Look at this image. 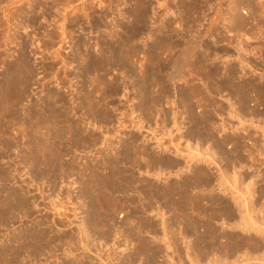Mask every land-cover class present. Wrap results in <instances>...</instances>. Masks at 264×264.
<instances>
[{"label": "bare ground", "instance_id": "6f19581e", "mask_svg": "<svg viewBox=\"0 0 264 264\" xmlns=\"http://www.w3.org/2000/svg\"><path fill=\"white\" fill-rule=\"evenodd\" d=\"M3 1H5L7 4L9 3V5L11 6V5H16L15 3L18 0H0V3ZM39 1L40 0H29L25 2L27 3L28 7L24 5L25 3L21 4L18 1L20 5L18 4V6L17 5L14 6L12 10L11 8L9 10L8 5L4 6L6 8L4 9L2 14L0 13L1 14L0 44L1 43L8 44L6 42H8L7 40L11 37L10 33H8L9 28L12 29L16 28L17 31V29L20 27L19 24L22 21L20 22L18 18L25 19L26 17V20L28 22L30 21L33 22V19L29 17L31 16L29 15V13L32 12L31 11L32 8L34 9L35 4L36 3L38 4ZM135 1L138 6L137 8L138 16L136 18L141 22L143 26L141 31L143 34H145L144 50L142 48V50L144 51V61H145L144 69L142 68L143 69V73L141 76L142 80L139 81V85L138 82H135L136 83L135 85H138L141 88L140 89L141 92L139 93H141L140 95L141 101L142 102L144 101L143 102L144 105L142 102H140V104L142 103V105L139 104L140 108H142L143 106L146 107L147 105L148 107H146L147 108L146 110L149 109L148 113L150 111L154 112V110L156 111L158 110L159 107L157 108V105L158 106L161 105L160 103L162 100L164 101L168 100V102L170 103V107L172 106V108L174 107L175 109L176 108L178 109V111L175 110L173 112V109L171 110L169 107L172 114H174L173 118L180 116L181 113L183 114L185 113V115H187V118L190 120L191 125L187 134L194 138L196 137V139L199 138L200 140H202V142L203 140L212 141V145L214 143V145L220 149V152L222 151L223 158L225 157L227 160H229V163L228 164L226 163L229 166V164H232L231 162L233 160L231 161V159L233 158L230 157L231 153L229 155L226 152H224V147H225L224 144H227L225 142L232 140L239 142L240 138L242 139V137L239 138L237 133L236 134L233 133L234 135L232 134V136L228 135L227 137L225 136L219 139L218 137L216 138L214 136L213 129L215 126L213 124L215 121L213 119V115L217 113L218 115L221 116L222 115L221 112L225 113L226 112L225 110L227 109L225 103L219 101L218 98H216L215 96H217L218 94L220 95L222 91L223 92L226 91L227 95L230 96V97L227 96L228 98H226V100L229 101L228 104L229 109L227 110L226 113H228L231 116L239 117L242 114V112L239 115L240 112L238 111L250 112L253 115L259 114L258 117L261 114L264 115V107L263 109H261L262 111H258L259 109L257 110V108L254 107H250L252 105L250 104V102H254L256 104L264 106V69L262 68L263 67L262 63L264 62V59L262 60L263 62L259 60L261 62L262 71L261 73H259L258 76H253L254 71L242 65L238 66L237 63L232 62L230 59L224 61L223 64L220 59L218 60V57H220L219 53H221V56H225L226 59L228 57L230 58L231 54L229 53L230 51H228L230 48L228 50L226 49L220 50L221 48L217 50L214 47L212 48L210 45H206L205 48L200 49L201 45L198 42L200 37L202 36L205 37L207 36V34L210 37L212 35H213L212 37H215L212 39L214 40L213 43L215 44L224 41L226 38L225 36L223 37V34L222 32H220V30H218V27L215 28L206 27L207 29L204 28L205 30L202 31L199 30L196 31L195 29V32L197 34V36H195L196 34H194V36L196 37L195 39V37L191 35L193 33V31H191L190 29L191 26H189V28L185 27V29L183 28L181 30L171 27L170 23L174 24L172 23V21L176 22L175 20L176 15L174 18L171 15V13L180 14L182 10L178 12L179 8L177 9V12L173 10L171 13H169V11H171L172 9L167 11L165 6L166 12L165 11L164 12L166 13V15L168 13L172 16V17L170 16L171 18L168 17L165 21L163 20V18L162 19L160 18L161 17L160 15H164L161 13L163 12V10L161 9L164 3V2L162 3L161 1L163 0H135ZM207 1L208 0H190V3L188 2L189 3L188 8H190L191 10H189V12L194 10L197 11L198 10L200 11L201 9L203 10V7L204 6L206 7ZM253 1L254 0H234L233 1L234 5L232 4L233 3L232 2L231 4L233 6L230 7L229 10L227 11L228 13H226L227 16V17L225 16L226 22L224 21L225 23H222L223 21H220L222 23V29L226 30L227 33L231 34L230 36H232L233 38L237 37V39L240 40L238 41L239 43H237V45L235 44L236 45L235 50L238 52L236 53L238 54L239 63L243 65H247L248 63V61L245 60V57H243V55L245 56L247 53V51L245 52L243 48L244 41H247L244 39L250 40L249 37L248 38L246 37L248 35L246 34L247 30H245V26L247 25V22L245 23V21L248 18L244 16L245 13L243 12V10L248 11L245 8L249 7L253 3ZM169 2H171V5L173 2V6H179L180 4H184L186 0H169ZM153 3H155V6H153ZM166 3H168V1L165 2V5H167ZM3 8H1L0 5V9L3 10ZM181 9H183V6ZM158 10H160L161 12L158 13ZM218 11H219V7H218ZM250 11L253 12L255 10L249 9V12ZM150 12L153 14V16L155 15L157 18L160 16L159 18L161 19L159 20V22H161V25H159L158 28L153 32L149 30L147 27L148 22H151L150 19H153L151 18L152 16H150L149 14ZM197 13L198 15H196V17L199 16V14H201V12L200 13L197 12ZM181 15L183 16V14H180L179 18H178L179 15H177V19H179L180 22H181L180 18H182ZM252 15H254V13ZM189 16L191 15L189 14ZM2 17H5V20ZM11 18L16 19L18 21H16V23L10 22V24L8 23L9 25L6 26L2 24V22L4 23L5 21L6 22L11 21ZM199 21L202 22V20ZM199 21L197 22V25ZM162 22L165 23V26H163L164 23ZM216 23H218V21ZM211 24L210 25L208 24L209 27L211 26ZM12 26H15V28H13ZM8 34L10 35L9 38H8ZM150 37H153L151 41H149ZM197 37H199L198 41H197ZM127 38L125 36L124 37L120 36V38L117 40L116 46L121 49L120 46L126 40H128ZM207 38L209 39L208 36ZM112 45L109 44L108 42L106 43V48H107L106 52L111 51V53L115 55L118 61L124 62V58H123L124 54L122 53V51L119 50L116 46L114 48ZM181 45H182V47H180L181 49L180 50L178 49L179 52L175 53V49ZM225 47L228 48L227 45ZM193 51L194 52L197 51V52L195 53V55L193 54L192 56L193 58H191L193 60L191 63H189L190 59L188 58L191 57L190 55L191 53H194ZM242 51H244L245 54L241 53ZM163 53L166 54V56L170 54L169 55L170 58L168 60L166 59V61L164 59L161 60L160 56H162ZM102 57L103 56L101 57L93 56L92 58H89L88 64L85 65L86 66L85 69H87L88 71L104 69L106 71L109 67L108 66L109 59H105ZM21 60H20L21 61L20 64H19L20 61L12 62L13 65L8 64L10 65V67H8L6 71V77L4 78L6 79L10 78V80L12 81V79L19 77V81H21L19 83L22 84L26 83L27 80L25 79L27 78V75L30 74V69L28 66V58L26 57V55H23ZM187 64L188 65L191 64V68H189L188 71L186 70L187 75L184 76L183 79L188 84V85L185 84V86L188 87H186L185 90L182 89V91L180 92H178L177 90L176 92L178 94L176 96L177 99L175 100L174 98H172V96L173 97L175 96L173 94L174 91H172L173 85L175 80L177 81L178 77L181 76L179 74L181 72L180 70H182V68ZM169 65H172V67L170 68L171 69L170 73L163 75L162 73L167 72L166 69ZM193 75H198V76L200 75L201 77L200 76L199 77L202 83L201 82H200L201 84L193 83L192 79H190L192 78L191 76ZM132 85H134V83ZM9 86H11V84H9ZM157 86L159 88L158 90H155ZM6 89L7 88H5L4 92L7 91ZM23 89H25V86ZM23 89H21V91L18 90L19 92L17 93H16L17 90L15 91L12 90L14 92H9L8 90L6 95H4L0 90V229L2 227L4 228L7 226H11L12 223H14L18 217L21 218L29 217L32 212V209L35 210V208L39 206V203L37 202L38 200L33 199L34 197L32 196L33 198H31L30 196V192H31L30 187L33 183L36 182L39 184L40 182L42 184L45 183L46 186L48 187L46 193L39 192L40 193L39 196H41L43 199L42 205L46 202V204H44V208H47L48 210H52L54 212L53 213L54 220L50 219L49 217L37 219L32 223H30L29 225H26L24 228L17 231L16 233L13 232L11 235H9L8 242H10V244H8V246H6L4 249L0 250V264L3 263L5 264V262L3 261H6L7 264H31L30 263L31 260L32 261L37 260L42 255L44 257V254L47 252L48 253L54 252V250L57 249L58 245L64 246L66 248L64 253L68 251L69 255L70 253L73 254V252L77 251L79 248H81L83 251H87V250L89 251L90 247L94 245L97 239L111 241V239L114 238L116 234H118L116 232L118 228L115 229V217L117 213H119V215L122 214L120 217H122L121 218L122 220H125V222L122 223L124 224L123 227L122 225L121 226L118 225L121 228H123L121 230L123 231L125 236L127 238H131V239L133 238V240L136 239L140 242V244L138 243L139 245L137 248H135L136 247L135 246L133 247V251L130 250L125 252L124 256L123 257L121 256L122 258L119 256L118 258L116 257L117 258L116 260H118V264H133V263L137 264L135 263L137 261H141L140 264H237V260H236L238 259L237 256L233 260H231V258L234 255H236L238 250H240L242 247L249 248L250 246H252V248L254 249L256 248L259 249L264 247L263 245L264 236H262L264 234L260 231L262 237H257L249 233L250 228H252L254 224L252 227H250L251 225L249 224H244L246 223L245 222L246 220H243V218L242 220L240 218L241 221L239 220V224L242 222V224L247 226L246 230H244L246 235L244 233L242 234L238 232L236 233L235 231L232 232V230L228 231L226 229L225 230L221 229L222 230L221 231L219 230L220 227L218 229L211 226V223L213 222V221L211 222L212 219L225 220L226 222L227 220H230L229 222L231 223V221H233L235 217H237L234 213L235 210L233 211L234 208L232 209V204H231L232 202L223 198L222 196L211 194L212 191L211 188H214L215 184L217 185L216 186L217 188L218 186H220L224 189L223 184L221 183L222 180L221 181L216 180V183H214L215 182L214 179L220 180L221 178H224L228 175V174L226 175V173L224 175L223 172L224 169H221L219 165L218 166L220 168L218 169L220 170L221 175L219 178H217V176L216 178H214L211 176V174H209V172L206 170V168H204V166L197 165V163H194L189 166V161H191L193 158L199 155V153L196 156L191 154L192 155L191 156L189 154L190 151L192 150H189V152L187 151L188 153L187 154L184 153L186 154L184 155L183 151L179 150V147H177L178 145H176L175 143L172 144L175 145L172 148H174V152L178 156L180 157L182 156L184 160L183 162L179 158H175V156L171 157L166 155V153L162 154L163 152L166 151L170 152L168 150V146H166L167 144L161 145L160 143L157 146L159 147V149H157V152H153L155 150L148 152L146 145L144 144L142 146L136 145V141L138 140V138H140L139 135L136 133L127 135L126 137L120 136V138L117 140V144L119 146L117 147L116 145V149L113 147L110 148L114 150L113 153L112 152L104 153L102 151H98V154L99 153L101 154V155L99 154L100 156L98 155L100 158L96 156L92 159H85L83 161V157L78 156L80 155V150L82 147L96 146V144L99 142L103 143L107 147H110L113 144L111 143L112 140L110 141V138L108 137L106 139V137H104L105 135H101L100 133L98 134L96 132L87 131L83 127V123L85 124L86 122L85 120L82 121V119L81 120L75 119L74 121L71 118L66 117L68 112L66 113V115H64L65 113L63 114L59 106L60 102L58 100H57L59 102L58 104H55L53 102H52L53 104H48L47 102L42 101V103L40 102V104H38V107L35 106V108H32L31 106L32 109H30L29 111L26 110L27 111L25 112L26 114L24 115L21 114V112H18L19 110H17L15 107L17 106V102L20 101L19 97L22 96L21 94ZM9 93L11 94L8 95ZM95 105L96 108L94 107ZM95 105H93L91 109L92 110L91 116H93V119L99 122L108 121L109 120L108 117H110L109 116L110 113L109 114L107 113L108 112L106 111L107 108L106 107L104 108V106L99 107L101 105L99 106H97V104ZM236 105H238V108H236L237 107ZM145 107H143L142 109H144ZM199 107H202L201 110L199 112L198 111L196 112V109ZM135 108L136 107L130 108L131 116L130 115L129 116L131 117V119H133L132 115L134 114ZM179 108L182 109L179 110ZM165 113H169V112L167 111ZM8 115L12 120L9 121L5 120V118ZM168 116L169 115H167L166 118ZM181 116L179 118H182ZM241 117H243V115L239 117V119L242 121ZM214 118H216V116ZM13 120L18 121V124H20L18 125L19 127H17L15 134L11 132L12 130L11 126L14 122ZM94 120L92 121L95 122ZM136 120L139 122L136 124V127L141 128L142 125L140 124L141 123L140 118ZM134 121L135 120L133 119L132 122ZM176 121H178V119ZM62 122L64 124H67L66 127H64ZM223 122L225 121L222 120L223 128H225L224 127L225 124H223ZM121 123L123 122H120V124ZM93 124L94 123H92V125ZM179 124L182 125V123ZM262 124L264 125V123ZM180 127H177L179 133L181 130ZM260 127L263 128V126ZM246 128H243V130L244 129L246 130ZM260 133H262L263 134L262 136H264V128L263 131H261ZM181 134H183V132ZM180 136L181 135L179 134L178 137L180 138ZM19 137L23 139V141H20L24 145L22 147L23 149H20L21 145L19 146V140L21 139H18ZM236 144L238 146L241 143L240 144L236 143ZM187 145L188 144H186V146ZM189 146L190 145H188V147ZM237 146H234V148H237ZM13 147L15 148V150L17 149V155H14L16 156L15 159H13L14 156H10L11 153L14 152V150L12 151ZM237 149H238L237 152H239L240 148L238 147ZM233 153L234 151L232 152V155ZM238 154H239L238 156H234L235 157V161H233L234 164L236 162H239L238 159L240 158L241 155L240 153ZM17 156L19 157V161L23 166L24 164L26 165V167L28 166L29 170L25 173L27 174V176L29 175L28 177L29 181L32 183L29 184V182L24 179L21 180V182L25 183V185L18 183L19 181L16 178L17 177L22 178L24 176H21L20 169H18V167L16 166L17 164L14 163L17 159ZM205 156H206L205 158H207V160L210 162H214L216 159L212 154L209 153L208 154L206 153ZM6 158L7 160H5ZM10 160L13 162L11 163ZM141 160H143L144 163H141ZM234 164H232L233 167ZM142 167H143V171L147 173L148 176H150L151 178L142 179L140 176H138L137 173ZM169 168L170 169L185 168L187 171L190 172V174L186 173L184 176H180L178 180L167 181L166 179L165 183L156 184V182L154 181L156 180L155 178H157L158 180V177L163 174V170H167ZM22 172L24 171H21V173ZM74 173L76 174L75 177L77 176L76 178L79 179V181L75 179L76 182L71 181V183L69 184L64 183L66 180L69 179L68 177L71 176V174L73 175ZM239 173L241 174L242 172ZM138 183L139 186H137ZM14 184L15 185L18 184V185L15 186ZM74 184H77L76 188H78V190L77 191L75 190L72 193L71 189L73 188L72 186ZM235 185L229 184L230 187L227 186L229 189H231L230 194L232 195L233 202L235 201L234 204L238 202V205L246 206L248 200L245 194L243 193L241 194L240 192H238V190L236 189L237 185L236 186ZM209 187L211 191L208 189L209 191L207 190L208 192L206 193L205 189ZM35 190H39V186L38 187L35 186ZM194 190L196 191L194 192ZM224 190H227V188H225ZM132 191L133 192L136 191L138 193L137 197L135 196L136 198H130L131 196L129 197L128 193ZM52 195H54V197H52ZM73 200H76L77 203L76 204L73 203ZM77 200L80 201L79 205ZM143 200L144 201L147 200L146 203L142 202ZM129 201L130 204H133L132 207L133 209L137 208L138 206L140 208L143 207L142 209H144V207L148 209L151 207L153 201L161 203V205L164 208H171L173 212L171 213L170 210L168 209L169 212L176 217L170 214L171 215L169 217V220L171 221L170 223H174L175 221L176 223L178 222L179 226L182 225L180 230L177 229L175 230L174 227L172 228L174 224H171L172 226L170 227L166 220H162V222L160 221L161 223L159 224H161L162 227L158 229L156 227L157 224L155 225L156 222L155 223L144 222L145 220L150 221V219L148 218L147 219L145 218V220H143V218L139 220L137 226L136 225L133 227L127 226L128 223L133 224L130 223L131 219L129 220V217H132V214L129 212V215L131 216L127 218L128 214L122 212L125 210L124 208L127 206ZM58 202H60V206L58 205ZM64 202L67 204L69 203V205L70 203L72 205L74 204V206L72 207L73 209H71L74 211V213L72 214L73 215L72 218L68 217V214L66 212L67 208L65 207L66 205L64 207L61 206V204ZM78 206H80V208L82 209L81 216L78 215L79 213H76V209ZM237 208H238L237 210H239V208L241 207H237ZM124 212H126V210ZM248 214L250 213H247V215ZM247 215L245 216L248 217L249 215L248 216ZM57 218H59V220L62 222L63 225L64 223H66L65 224L66 227L71 229V227L73 228L74 226L76 230L71 229L70 232H63V233L55 232L56 230L55 231L53 230L52 225H55V227L58 226L59 222L56 220ZM248 218L249 219L247 220L250 221L251 217ZM74 219L77 220L76 223L73 222ZM236 220H238V218ZM251 223L253 222L251 221ZM254 223L256 224L255 221ZM237 226H241V224L238 225L237 223ZM260 226L258 227L259 229ZM157 232H160L159 235L161 239H163V241H165L167 245L163 242L162 244H165L167 248L155 244L156 240H158L159 237V236L158 237L155 236ZM142 233L143 234L149 233L151 236L150 238L148 237L149 239L146 237L147 238L146 239L145 237H143L144 235L142 236ZM119 237H121V235ZM123 240L125 241V239ZM103 242L104 241H102V243ZM158 244H160L159 241ZM245 245L247 247H245ZM167 249L171 250V255L167 254L168 251ZM84 253L85 252H83V254ZM53 255L54 254H52V256ZM86 255H79L75 257L73 256V258H71L70 260L62 261L63 262L62 264L94 263V260L92 262L90 260L88 263L89 259H86L88 257ZM104 261L103 263L107 264V262L105 263Z\"/></svg>", "mask_w": 264, "mask_h": 264}, {"label": "rangeland", "instance_id": "374dc122", "mask_svg": "<svg viewBox=\"0 0 264 264\" xmlns=\"http://www.w3.org/2000/svg\"><path fill=\"white\" fill-rule=\"evenodd\" d=\"M18 1L22 4V3H25L29 0H18ZM18 1L15 3L17 6H18V4L20 5V3ZM40 1L38 4L37 3L35 4L36 7L34 6V9L32 8V10H31L32 12L29 13V15H31L29 17H31L33 19V22L32 21L28 22L26 20V17H25V19L24 18H21V19L18 18V20H20V22L22 21L19 24L20 27L17 29V31H16L15 26H12L15 29L9 28L8 33H10L11 37L8 34V38L10 37L7 40L8 42H6L8 44H5V43L0 44V90L2 91V93L4 95H6L8 90H9V92H14L15 90H17L16 91V93H17V92H19L18 90L21 91V89H23L25 86V89H23L22 94H21L22 96L20 95L21 97H19L20 101L17 102V106L15 107L17 110H19L18 112H21V114L24 115V114H26L25 112L29 111L32 108H35V106L38 107V104H40V102L42 103V101H45L48 104H53V103L58 104L60 102L61 104L59 103V106H60L63 114L65 113L64 115H66V113L68 112L66 117H69L74 121H75V119L76 120L82 119V121L85 120L86 122L84 121L85 124L83 123V127L87 131L96 132L98 134L100 133L101 135H105L104 137H106V139L108 137V138H110V141L112 140L111 143H113V144L110 147H107L103 143H100V142L97 143L96 146L82 147L80 150V155H78V156L83 157V161L85 159H92V158L98 156L100 154V153L98 154V151H102L104 153H106V152H108V153L112 152L113 153L114 150H112L110 148L113 147L116 149V145H117V147L119 146L117 144V140L120 138V136L126 137L127 135L134 134V133L138 134L140 137L136 141V145H138V146L139 145L142 146L143 144L146 145L148 152L153 151V150H155L153 152H157V149H159V147H157V146L160 143H161V145L167 144L166 146H168V150L170 152L166 151V152H163L162 154L166 153V155H168V156H171V157L175 156V158H179L183 162L184 160H183L182 156L181 157L178 156L174 152V148H172L173 146H175L172 144L175 143L176 145H178L177 147H179V150L183 151V154L184 153L187 154L189 152V150L193 151V152L190 151L189 155L192 154V155L196 156L199 153L200 156L197 155L196 156L197 158L195 157L191 161H189V166L194 164V163H197V165L204 166V168H206V170L209 172V174H211V176L214 178H216V176H217V178H219L221 175L220 174L221 172L218 168L221 167V169H224V171H223L224 175H225V173H226V175L228 174L226 176L227 178L224 177V178H221L220 180L214 179L215 180L214 183H216V180H218V181L222 180L221 183L223 184L224 189L227 188V190H224L220 186H218V188H217L216 187L217 185L215 184L214 188H211L212 191H211L210 187L205 189V191L207 193L210 190L211 194H215L217 196H222L223 198L232 202L231 203L232 209L234 208L233 211L235 210L234 213L237 216V217H235L234 220L232 219L233 221H231V223L234 225H232L229 222L230 220H227V222H226L225 220H219V219L213 220L212 219L211 222L212 221L213 222L211 223V226L218 228V229L220 227L219 230H221V229L225 230L226 229L228 231L232 230V232L235 231L236 233L238 232L241 234L242 233L245 234L244 230H246L247 226H245L244 224H249V225H251L250 227H252L254 224V226L252 228H250L249 233H251L257 237L264 236V235L261 236V234H260L261 232L264 234V232H263L264 231V136H262L263 134L260 133L261 131H263V128H264V125L262 124V123H264V115L261 114L260 115L261 117L260 116L258 117L259 114L253 115L250 112L238 111V109H237V111L240 112L239 115L242 112L241 115H243V117H241V119H242V121H241L239 119V117L241 115L239 117H237V116H231L228 113H226L227 110L229 109V106H228L229 101H227L226 98L230 97L229 95H227L226 91L225 92L222 91L220 93V95L218 94L220 97L218 95H217L218 97L214 95L216 98H218L219 101L224 102L226 105V108H227L225 110L226 111L225 113L221 112V114L223 115V116L221 115L222 119H221V116L218 115L217 113L213 115V119L216 122V124H215V122L213 121L214 122L213 125L215 126L213 129L214 136L216 138L218 137V139H219L221 137H225V136L227 137L228 135L232 136L233 133L234 134L237 133L239 138L242 137V139L240 138L239 142L232 140V141H227V142H225L227 144H224V146H225L224 152H226L229 155L231 153L230 157L233 158V159H231V161L232 160L235 161L234 156H238L239 155L238 153H240V155L242 156V158L240 156V158L238 159L239 162H236L235 164L233 161L231 162L232 164H234V167L232 164H229V166H228L227 164L229 163V160H227L225 157L223 158L222 151L220 152V149L217 146H215L214 143L212 145V141L207 140L208 141L207 142L206 140H203V142H202V140H200L199 138L196 139V137L194 138V137L187 134V132L190 128V125H191L190 120L187 118V115H185V113L180 114V116L182 115L181 116L182 118H179L180 116H177L176 118L174 117L175 118L174 119L173 118L174 114H172L170 109L171 110L173 109V112L175 110L178 111V109L177 108L175 109L174 107L172 108V106L170 107V103L168 102V100H165V101L162 100L163 102L161 101V103H160L161 105H159V106L157 105V108L159 107L158 110L160 109L159 111L154 110V112L150 111L151 113L150 112L148 113L149 109L146 110L147 109L146 107H148L146 105V103H145L146 107L143 106V107H145L144 109H142L143 107L140 108L139 104L142 101H141V96H140L141 93H139V92H141V90H140L141 88L138 85H139V81L142 80L141 76L143 73L144 63H145L144 51H143L144 50V41H145L144 36H145V34H143L141 31L142 27H143L141 22L136 18L138 16L137 15L138 6H137V3L135 0H40ZM167 1H168V3H166L167 5H165V2H167ZM167 1L166 0L161 1L162 3L164 2L163 6L161 7L163 12H161L162 10L160 9L161 11L158 10V13L161 12L162 14L165 15V16L160 15L161 17L159 16L161 19L163 18V20H165V21L171 15L174 18L176 15V19H175L176 22L172 21V23H174V24L170 23L171 27L181 30L183 28L185 29V27L189 28V26H191L190 29H191V31H193V33L192 32H190V33H192L191 35H193V36H194V34H196L195 29H196V31L197 30L202 31V30H205L207 28L218 27V30H220V32H222L223 37L225 36L226 39L224 38L225 39L224 41L215 44V43H213L214 40H212L213 38H215V37H212L213 35L210 37L207 34L209 39L207 38V36H205V37L202 36L203 38L200 37V39H199V37H197V41L199 39L198 42L201 45L200 49L205 48L206 45H210L212 48L214 47L217 50L220 48H221L220 50H222V49L228 50L230 48L228 51H230L229 53L231 54V57L230 58L228 57L226 59L225 56H221V53H219L220 57H218V60L220 59L222 61V63L224 64V61H227L230 59L232 62L237 63L238 66L242 65V66H245L246 68H249L250 70L254 71L253 76H258L259 73H261V71H262L261 62H263L262 60L264 59V39H263L264 38V0H254L253 3L249 7L244 6V7H246L245 9L248 10V11L243 10V12L246 14V15L244 14V16L248 18V19L246 18L247 20L245 21V23L247 22V25L245 24L246 25L245 30H247L246 34L248 35L246 37L250 38V40L244 39L247 41H244V43H243L244 51L245 52L247 51L246 55L245 56L243 55V57H245V60L248 61L247 65H243V64L239 63L238 54H237L238 52L235 50V46L237 45V43H239L238 41H240V40H238L237 37L233 38L232 36H230L231 34L227 33L226 30L222 29V23L226 22V20H225L227 17L226 13H228L227 11L229 10V8L234 5V2H233L234 0H232V1L231 0H229V1L228 0H208L206 3V7L204 6L205 8L203 7V10L202 9L200 11L194 10L191 12H189V10H191V9L188 8L190 0H186L187 3L185 2L184 4H180L179 6H181V7L173 6V2L171 5V2H169V0H167ZM230 1H231V3L233 2L232 3L233 5L230 3ZM41 3H43V4H41ZM0 5H1V8L8 5L9 7L8 6L7 7L9 8V10H10V8L12 10V8L14 6H16V5H11L12 6L11 7L9 5V3L7 4L5 1L1 2ZM24 5L28 7L27 3H25ZM168 5H170V6H168ZM153 6H155V3H153ZM165 6H166L167 11L172 9L171 11H169V13H171L173 10L177 12L178 8H179L178 12H180L182 10L180 12V14H183V16L181 15L182 18H180L181 22L179 19H177V15H179L178 18L180 17L179 13L178 14H172L171 13V15L167 13V15H166ZM182 6H183V9H181ZM184 6H186V7H184ZM163 7H164V9H163ZM218 7H219V11L221 9L220 12L218 11ZM5 8L6 7H4L3 10L0 9L1 14L3 13ZM222 8H223V10H222ZM249 9L255 10L256 13H255V11L249 12ZM195 11H196V13L201 12V14H199V16L196 17V15H198V13L196 14ZM187 13H189L191 16H189V14H187ZM253 13L255 16L252 15ZM1 14H0V16H1ZM149 14H150V16H152L151 18H153V19H150L151 22H148L147 27L149 30H151L153 32L154 30H156L158 28L159 25H161V22H159V20H161V19L159 17L157 18L155 15L153 16V14L151 12ZM216 17H218V18H216ZM2 18L5 20V17H2ZM198 18H199V20H202V22L199 21ZM18 20L11 18V21H9V22L5 21L7 24L5 22L4 23L2 22V24L4 26H6V25H9L10 22L16 23V21H18ZM196 20L199 21L198 25H197L198 21H196ZM216 20L218 21V23H216L217 22ZM210 21L213 24H211ZM220 21H223V22L221 23ZM164 22H162V23H164ZM186 22L188 25L186 24ZM192 22L194 23V25ZM208 24L209 25L211 24V26H213V27H211V26L209 27ZM216 24H217V26H216ZM163 26H165V23L163 24ZM201 26H202V28H201ZM193 27H194V29H193ZM13 31H15V32H13ZM120 36L121 37L125 36L126 38L128 37L127 38L128 40H126L120 46L121 49L116 46L117 40L120 38ZM195 36H197V34ZM246 37H244V38H246ZM152 38L153 37H150L149 41H151ZM195 39H196V37H195ZM13 40H15V41H13ZM11 41H12V43H11ZM107 42L111 45L114 43L112 46L114 48L116 46L119 50L122 51V53L124 54V56H123L124 62L118 61L117 58L115 57V55L113 53H111V51L106 52L107 51V48H106ZM229 42H231V43H229ZM182 45L175 49V53L179 52V50L181 49L180 47H182ZM226 45H227V47L229 45L230 46L228 48H226L225 47ZM220 46H222V47H220ZM142 48H143V50H142ZM249 50L252 53H250ZM244 51H242L241 53L245 54ZM196 52L197 51L190 54L191 57L189 56L190 58H188V59H190L189 63L192 62L193 59H191V58H193L192 56H193V54L195 55ZM23 55H26V57L28 58V66L30 69V74H28L27 78L25 79V80H27L26 83L25 84L19 83V82H21V81H19V77L12 79V81L10 80V78H7V79L4 78V77H6V71H7L8 67H10V65H8V64L13 65L12 62L20 61L22 59ZM163 55H165V56H163ZM163 55L160 56L161 60L164 59L166 61V59L168 60L170 58L169 57L170 54L166 56V54L163 53ZM20 56H21V58H20ZM93 56L94 57L103 56L102 58L109 59L108 69L106 71L104 69L103 70L102 69L89 70V71L87 69H85V67H86L85 65L88 64L89 58H92ZM110 58H111V60H110ZM21 61L19 62V64L21 63ZM262 66H263L262 68L264 69V62L262 63ZM171 67H172V65H169L166 69L167 72H164L162 74L163 75L169 74L171 71V69H170ZM189 68H191V64L185 65L182 68V70H180L181 72L179 73L182 77L181 76L178 77V79H180V80H178L176 78L177 79V81L175 80L176 84L174 82L175 86L173 85L172 91H174L173 94L175 96L174 97L172 96V98H174L175 100L177 99L176 96L178 94L176 91L178 90V92H180V91H182V89L185 90V88L188 87V86H185V84L186 85H188V84L184 81L183 78H184V76L187 75L186 72L188 71ZM249 69H247V70H249ZM96 71H98V72H96ZM199 76L193 75V76H191L192 78H190V79H192L193 83H195V84H201L202 83V81L200 80L201 76L200 77ZM139 77H140V79H139ZM13 81H14V84L16 83L15 85L13 84ZM135 82H138V85H135L136 84ZM133 83H134V85H132ZM9 84H11V86H9ZM134 87H136V88H134ZM5 88H7L6 92H4ZM158 88L159 87L157 86L155 88V90H158ZM191 89H193V88H191ZM12 90H14V91H12ZM10 94L11 93H9L8 95H10ZM50 95H52V96H50ZM48 96H50V97H48ZM57 96H58V98H57ZM84 99H85V101H84ZM63 101H64V103H63ZM89 103H90V105H89ZM94 103L97 104V106L101 105L99 107L104 106V108L105 107L107 108L106 109V111H108L107 113L108 114L110 113L109 114L110 117H108V119H109L108 121L99 122V121H95L93 119V116H91L92 115L91 109H92V106L95 105ZM142 103L140 105H142ZM250 104L253 105V106L249 105L250 107L257 108V110L259 109L258 111H262L261 109H263V107H264L263 105H259V104H256L254 102H250ZM64 105H65V107H64ZM143 105H144V103H143ZM31 106H32V108H31ZM236 106L235 107L238 108V105H236ZM62 107H63V109H62ZM94 107L96 108V105ZM129 107L130 108L136 107L134 109V114L132 115L133 119L135 120L134 122H132L133 119H131V117H130L131 115H130V108ZM169 107H170V109H169ZM207 107H209V106H207ZM235 107H234V109H235ZM201 108L202 107L197 108L196 112L197 111L199 112L201 110ZM20 109H22V110H20ZM181 109L182 108H179V110H181ZM167 111L169 113H165ZM159 112H160V114H159ZM165 114H167L169 116L166 118L167 115H165ZM215 116H216V118H214ZM217 116H220V117H217ZM138 118H140V120H141V123H140L142 125L141 128L136 127V124L139 123L136 120ZM259 118H260V120H259ZM91 119L94 120L95 122H93ZM177 119H178V121H176ZM5 120L9 121L12 119L8 115L5 118ZM222 120L225 121V122H223V124H225V126H224L225 128H223ZM13 121L15 122L16 120H13ZM89 121H91L94 124L92 125V123ZM14 122L11 126V128H12L11 132L15 134L17 127H19L18 125H20V124H18V121H16L15 123ZM120 122H123V123H121L122 126H121ZM174 122L182 123V125H180L179 123L176 124ZM89 123H91V124H89ZM123 124H125V125H123ZM63 125H64V127H66L67 124L63 123ZM178 125H180L181 127ZM13 126H15V127H13ZM260 126H263V128ZM177 127L181 128L180 133L177 130ZM233 128H235L236 130ZM243 128H246V130L245 129L243 130ZM13 129L15 130V132ZM181 131L183 132V134H181L182 133ZM178 133L181 135L180 138L178 137V135H179ZM187 136L188 137L190 136V137L188 138ZM16 137H18V136H16ZM18 139H21V140H19V146L21 145L20 146L21 148L20 147L19 148L23 149L22 147L24 145L20 142V141H23V139L20 137ZM228 142H230V143H228ZM236 143H239V144L241 143L240 144L241 146L240 145L237 146ZM186 144H188L190 146L188 147V145L186 146ZM234 146H237V148L238 147L240 148L239 152H237L238 149L234 148ZM209 147L213 150H211ZM192 148H194V149H192ZM235 149H237V150H235ZM13 150H14V152L13 153L10 152L11 153V155L9 154L10 156L17 155V149L15 150V148L13 147L12 151ZM209 150L211 151V153ZM15 151H16V153H15ZM233 151H234V153L232 155ZM204 152H206L207 154L208 153L212 154L214 156V158L217 159V161L215 159L217 164L215 161H214L215 163L208 161L207 158H205L206 153H204ZM186 154H184V155H186ZM15 157L16 156H14L13 159H15ZM17 159H18V161H17ZM17 159L14 163H16L17 164L16 166L18 167V169H20L21 176H24L22 178L21 177L16 178L19 181L18 183L25 185V183L21 182V180H23V179L28 181L29 184L32 183L29 181V178H28L29 175L27 176V174L25 173L29 170L28 166L26 167V165L24 163H23L24 164V166H23L20 163L18 156H17ZM224 159H226L227 161ZM5 160H7V158ZM240 160H241V162H240ZM12 162L13 161H11V163ZM141 163H144V161L141 160ZM240 166H242V167H240ZM19 167H21V168H19ZM21 171H24V172L21 173ZM249 171H250V173H249ZM239 172H242V173L240 174ZM251 172H252V174H251ZM254 172L256 173V175ZM186 173L190 174V172L187 171L185 168H182V169H178V168H171L170 169L169 168L167 170H163V174L158 177V180H157V178H155L156 180H154V181L156 182V184H163V183H165L166 179H167V181L178 180L180 178V176H184ZM137 174L142 179L143 178H151L150 176H148L147 173H145L143 171V167L139 170V172ZM75 175H76L75 173L73 175L71 174V176L68 177L69 179L67 178L68 180H66L64 183L69 184V183H71V181L76 182L75 179L77 181H79V179H77L76 178L77 176L75 177ZM233 175H235L236 177H238V176L239 177L236 178ZM162 180H163V182H162ZM68 181H70V182H68ZM224 181L226 184L224 183ZM250 181H252L253 183ZM36 183H33L30 187V189H31L30 190L31 191L30 196H31V198L34 197L33 199L38 200L37 202L39 203V206L37 208H35V210L32 209V212H31L29 217H22V218L18 217L15 220V222L12 223L11 226H7L4 228L2 227L0 229V250L4 249L6 246H8V244H10V242H8V239H9L8 237L13 232L16 233L17 231L21 230L26 225H29L30 223H32L33 221H35L37 219L49 217L50 219L54 220V217H53L54 212L52 210H48L47 208H44V204H46V202L42 205L43 199L41 196H39L41 192L46 193L48 187L46 186L45 183L44 184H42L41 182H40V184L39 183L36 184ZM229 184H233V185L236 184L237 186L236 185L235 186L237 187L236 189L238 190V192H240L241 194L242 193L245 194V196L248 200V203L246 206H242V205L240 206V205H238V202L235 203L238 206H236L234 204L235 201L233 202L232 195L230 194L231 189L228 188V187H230ZM16 185H18V184H16ZM35 186L36 187L39 186V190H35ZM137 186H139V183L137 184ZM23 187H25V186H23ZM72 187H73L71 189L72 193L75 190L76 191L78 190V188H76L77 184H74ZM239 190H241V191H239ZM195 191L196 190H194V192ZM128 194H129V197L131 196L130 198H136L138 195V193L136 191L135 192L132 191ZM52 197H54V195H52ZM140 197H142V196H140ZM77 201H78V205H79L80 201L79 200H77ZM146 201L147 200H145V201L143 200L142 202L146 203ZM73 203L76 204L77 203L76 200H73ZM157 203L158 202L153 201V203L150 207L151 209L150 208L147 209L145 207H144V209H142L143 207L140 208L139 206L137 208L133 209L132 208L133 204H130V201H129L127 206L124 208L126 210V212H124L125 210L122 212V213L128 214L127 218L129 216H131V215H129V212L132 214V217H129V220L131 219L130 223H133V224L128 223L127 226H129V227H133L135 225L137 226L139 220H141L142 218H143V220H145V218L146 219L148 218V219H150V221L145 220L144 222H153V223L156 222L155 225L157 224L156 227L158 229H160L162 227V225L159 223H161L162 220H166L170 227L172 226L171 224H174L172 226V228L174 227L175 230L176 229L180 230L182 225L179 226L178 222L176 223V221H175L174 223H170L171 221L169 220V217L171 215L174 216L173 214H171L173 212L172 209L171 208H164L161 205V203H158V204ZM58 205L60 206V202H58ZM71 205H72L71 203L69 205V203L67 204L65 202L61 204V206H63V207L65 206L67 208L66 212H67L69 218H72L73 217L72 214L74 213V211L71 210V209H73L72 207L74 206V204L72 206ZM157 206H158V208H157ZM78 207L76 209V213H79L78 215L81 216L82 215V213H81L82 209L80 208V206H78ZM237 207H241V208H239V210H237L238 209ZM168 209L170 210L171 213L169 212ZM243 211H245V212H243ZM32 213H33V215H32ZM247 213H250V214H248L249 216L247 215ZM161 214H163V215H161ZM121 215L122 214L119 215V213L116 214L115 229L118 228V230H116V232L118 234H116L115 237L111 239V241L110 240L105 241L102 239H97L95 241L94 245L92 246L94 248L90 247V250L89 251L87 250L88 252L83 251L81 248H79L78 249L79 251L78 250L74 251V252L72 251L73 254L70 253V255H69L68 251L66 253H64V251L66 250V248L64 246L60 245L61 246L60 247L58 245L57 249H56L57 251L54 250V252H51V253L47 252L44 254V257L42 255L38 258L39 260L38 259L33 260V261L31 260L30 263L31 264H59V263L62 264L63 263L62 261L70 260L71 258H73V256L75 257V256L87 254L86 256H88V257L86 259H89L88 263L90 260H91V262L94 260V263H91V264H104L103 263L104 260H105L104 262L105 263L107 262V264H109V263L110 264H118V260H116L118 258V256L123 257L125 252L130 251V250L133 251V247L136 246L135 248H137L138 245L140 244V242L136 239L133 240V238L132 239L127 238L125 236V234L123 233V231L121 230L123 228H121L120 226L122 225V227H123L124 224H122V223L125 222V220L121 219L122 218V217H120ZM245 215H247L248 217H251L252 220L251 219H250V221L247 220L249 218L246 217ZM241 216H243V217H241ZM174 217H176V216H174ZM237 218H238V220H236ZM240 218H241V220H242V218H243V220H246L245 221L246 223H244V221H243L244 224H242V222H241L240 223L241 226H237V223H238V225H240L239 224ZM75 219L73 220L74 223H76V221H77ZM56 220L59 222V223L57 222L58 226L55 227V225H52L53 230L54 231L56 230L55 232L63 233V232H70L71 229L76 230L74 228V226H73V228L71 227V229H70V228L66 227V225H65L66 223H64V225H63L62 222L59 220V218H57ZM251 221L253 223H251ZM254 221L256 222L257 225L254 223ZM179 224H181V223H179ZM118 225H120V226H118ZM259 226H260V229L258 228ZM223 227H225V228H223ZM257 231H259V232H257ZM119 234L121 235V237H119L120 236ZM159 234H160V232H157L155 235L156 237L159 236L158 240H156L155 244H157L159 246H163L164 248H167V246H166L167 244L165 243V241H163V239H161ZM142 236L145 238L146 237L150 238L151 235L149 233H147V234L142 233ZM161 236H162V234H161ZM123 239H125V241ZM101 240L104 242L102 243ZM158 241L160 242L161 245L158 244ZM263 241H264V239H263ZM162 242L165 243L166 245L162 244ZM103 244H105V245H103ZM182 245H183V243H182ZM245 247H247V246L245 245ZM167 250H166L167 254L171 255V250L170 249H167ZM263 251H264V247L259 248V249H257V248L254 249V248H252V246H250L249 248L248 247L247 248L242 247L240 250H238V252H237L238 255L236 253V255H234L231 258V260L235 259L237 256V258H238V259H236L237 264H264V254H261V253H264ZM83 252H85V253L83 254ZM98 253H99V255H98ZM52 254H54V255L52 256ZM68 256H70V257H68ZM41 258H43V259H41ZM3 262H5V264H7L6 261H3ZM140 262L141 261H137L135 263L140 264Z\"/></svg>", "mask_w": 264, "mask_h": 264}]
</instances>
